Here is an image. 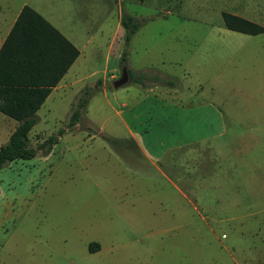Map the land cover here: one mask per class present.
Listing matches in <instances>:
<instances>
[{
  "label": "rangeland",
  "instance_id": "rangeland-1",
  "mask_svg": "<svg viewBox=\"0 0 264 264\" xmlns=\"http://www.w3.org/2000/svg\"><path fill=\"white\" fill-rule=\"evenodd\" d=\"M53 3L79 81L30 131L38 148L63 129L51 151L0 169V264H264V33L234 54L248 35L226 28L227 0ZM120 13L141 22L127 46ZM148 62L157 93L113 87ZM165 87L176 107L154 97ZM14 123L0 114V145ZM130 131L138 145L110 141Z\"/></svg>",
  "mask_w": 264,
  "mask_h": 264
},
{
  "label": "trees",
  "instance_id": "trees-1",
  "mask_svg": "<svg viewBox=\"0 0 264 264\" xmlns=\"http://www.w3.org/2000/svg\"><path fill=\"white\" fill-rule=\"evenodd\" d=\"M227 29L255 35L264 27L248 19L223 12ZM141 22L130 15L122 16L125 45ZM80 51L51 23L29 5H24L0 48V112L16 121L6 142L0 145V169L15 160H29L38 149L48 154L59 135H51L38 148L30 144V131L39 122L37 111L78 57ZM121 61L127 60L124 50ZM134 82L144 84V72L129 70ZM92 96L86 87L73 105L68 125L74 126ZM47 146V147H46ZM46 147L45 149H43Z\"/></svg>",
  "mask_w": 264,
  "mask_h": 264
},
{
  "label": "crops",
  "instance_id": "crops-1",
  "mask_svg": "<svg viewBox=\"0 0 264 264\" xmlns=\"http://www.w3.org/2000/svg\"><path fill=\"white\" fill-rule=\"evenodd\" d=\"M53 1L54 0H0V48L3 42L5 41L6 37L8 36L17 17L19 16L22 7L24 5H29L35 11H37L40 15H42L62 35H64L73 45H75L79 49L80 51L78 55L79 57L82 54L83 50L76 43V36H75L76 31L73 29L71 25L68 24L66 20L63 19L64 16L66 15L65 13H69V11L67 9L65 10L60 9L59 7L54 5V3L51 4ZM227 1L230 2V4L228 5V8L224 12L231 13L236 16L248 19L264 27V0H227ZM118 30H122V13H120L118 22L116 23L115 31L117 32ZM263 33L264 32H262V34ZM246 35H248V37L246 38L243 37L244 42H234L235 43L234 49H232L234 54L238 52L237 47L245 46L250 41L252 36H257L259 34H255V35L246 34ZM262 46H264V44H262ZM76 60L72 63V65L67 70V72L62 76L58 84L52 87L51 92L49 93V95L47 96V98L45 99V101L43 102L39 110L37 111L38 115L40 114V112H42V110H45L47 112L50 111L51 106L50 105L48 106L46 104L54 96H60V97H64L66 95L67 97L69 96L68 91L70 90L72 86H74L75 82L79 81L74 78V71H75L74 66H75ZM151 69L153 71L158 70L150 62L143 64L142 66H135L133 71L134 72H144L146 78L144 79V84L134 82L131 77L129 81L124 84L126 85L132 80V82L129 83L130 84L129 89H127L129 92L131 91L132 95L142 94L145 97H148V95H150L151 93L154 94L158 92L156 91V89L159 88V85L157 84L152 85L151 81L148 82L151 78L156 79V80L160 78V76L157 74L156 75L149 74V72H151ZM186 70L188 71V68L187 66H184L183 72L181 73V75L183 74L185 75V73H189V72H186ZM170 92H171L170 89L165 87L163 88V92H162L163 95L162 94L160 96L154 95V97L157 100H160V103H165L168 105H172L173 107H176L177 104L181 102L174 101L173 98L177 95H175V93L170 95L171 94ZM182 96H185V95L184 94L180 95V93L178 94V97H182ZM191 96H189V98ZM182 98L184 99L186 97H182ZM0 114H3V113L0 112ZM39 118H40V115H39ZM15 126H16V123H14L13 129L15 128ZM110 141H113L117 144L120 143V146H129V143H134L138 145V141L133 135L132 131H130V137H113L110 139Z\"/></svg>",
  "mask_w": 264,
  "mask_h": 264
},
{
  "label": "water",
  "instance_id": "water-1",
  "mask_svg": "<svg viewBox=\"0 0 264 264\" xmlns=\"http://www.w3.org/2000/svg\"><path fill=\"white\" fill-rule=\"evenodd\" d=\"M129 79H130L129 70H128L127 66H123L119 77L113 81V87L119 88L122 85H124L125 83H127L129 81Z\"/></svg>",
  "mask_w": 264,
  "mask_h": 264
}]
</instances>
